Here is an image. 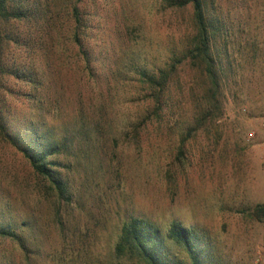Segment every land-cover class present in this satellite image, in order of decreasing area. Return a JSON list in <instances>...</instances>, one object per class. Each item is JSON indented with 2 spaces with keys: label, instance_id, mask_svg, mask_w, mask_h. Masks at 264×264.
I'll use <instances>...</instances> for the list:
<instances>
[{
  "label": "rangeland",
  "instance_id": "1",
  "mask_svg": "<svg viewBox=\"0 0 264 264\" xmlns=\"http://www.w3.org/2000/svg\"><path fill=\"white\" fill-rule=\"evenodd\" d=\"M66 1L52 0L53 7ZM218 3L231 25L221 114L203 118L206 83L195 67L180 64L164 92L163 116L138 130L153 102L150 75L158 78L191 37L189 8L80 0L90 69L76 46L63 43L71 24L61 13L44 30L15 26L40 45L10 44L5 60L29 64L40 83L5 75L0 88L10 134L0 130V224L24 244L0 241V264H141L116 251L132 217L162 233L173 221L192 228L210 254L204 264H264V221L253 213L264 202V0ZM35 128L61 143L53 159L71 199L58 209L39 194L18 145Z\"/></svg>",
  "mask_w": 264,
  "mask_h": 264
},
{
  "label": "trees",
  "instance_id": "2",
  "mask_svg": "<svg viewBox=\"0 0 264 264\" xmlns=\"http://www.w3.org/2000/svg\"><path fill=\"white\" fill-rule=\"evenodd\" d=\"M80 0H67L60 10L53 7L52 0H0V88L2 79L12 76L26 81L29 84H39L36 76L31 74V66L27 63L20 64L5 60V49L10 44L40 45V38L28 39L22 32H16L15 26L30 22L34 27L40 24L42 29L59 13L71 26L61 36L63 43L76 46L85 61V68L90 69L91 57L85 48L89 25L79 6ZM218 0H164V9L170 13L182 12L190 9L192 34L188 41L182 45L179 54L169 57L167 68L161 70L160 76L150 75L154 92L151 94L152 106L146 110L145 115L135 124L133 129L138 130L141 124L150 119H160L163 102L167 100L164 92L175 81L178 65H190L199 72L201 79L206 83L205 94L201 98L199 107L207 118L214 112L221 114L222 102L219 100L225 86L226 74L232 67L230 59V21L228 12L217 11ZM44 26V27H43ZM89 31V30H88ZM47 33V32H45ZM47 33L45 37L47 38ZM48 39V38H47ZM53 43L51 37L46 46ZM80 54H77V57ZM144 76V70L138 72ZM224 80V81H223ZM202 120L201 122H203ZM200 122V121H199ZM200 122V124H201ZM6 120L0 115V130L7 131ZM33 134L25 146H20L25 158L32 168L33 176L38 187V192L43 198L54 199L57 209L63 199H71L67 184L57 171L58 162L53 156L60 150V142L51 141L48 136L38 130L32 129ZM8 135H10L8 133ZM19 137V136H17ZM23 142L27 140L22 137ZM17 142V140H15ZM254 217L258 221H264V202L257 204L253 210ZM9 240L24 248L21 237L10 227L0 224V241ZM201 239L195 231L182 225L178 221L170 223L162 233L161 229L150 221L132 217L121 226V234L116 244L118 253H130L135 255L141 264H204L210 257L206 248L200 245ZM172 247H177L186 256L180 257ZM209 259V258H208Z\"/></svg>",
  "mask_w": 264,
  "mask_h": 264
}]
</instances>
